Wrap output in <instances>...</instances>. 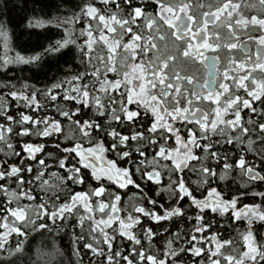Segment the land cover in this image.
<instances>
[{
  "label": "snow or ice",
  "instance_id": "snow-or-ice-1",
  "mask_svg": "<svg viewBox=\"0 0 264 264\" xmlns=\"http://www.w3.org/2000/svg\"><path fill=\"white\" fill-rule=\"evenodd\" d=\"M32 2L15 27L34 39L19 51L5 43L0 72L42 69L50 59L67 71L43 86L0 81V264H25L34 232L67 236L68 264H264V76L233 74L247 61L231 57L219 90L215 79L169 76L176 57L156 55L153 35L163 41L162 29H171L187 41L184 58L216 68L219 57L205 55L221 47L209 42V22L226 13L233 39L251 25L264 46V0L245 5L248 17L234 16L241 4L226 0L200 22L188 0ZM16 7L0 0L5 41ZM51 28L58 38L35 31ZM252 67L264 72V55ZM201 99L216 105L211 113L194 107Z\"/></svg>",
  "mask_w": 264,
  "mask_h": 264
},
{
  "label": "trees",
  "instance_id": "trees-1",
  "mask_svg": "<svg viewBox=\"0 0 264 264\" xmlns=\"http://www.w3.org/2000/svg\"><path fill=\"white\" fill-rule=\"evenodd\" d=\"M13 2L17 5L16 10L11 12V18L13 20V24L8 26L9 36L7 41L3 37H0V56L4 55L5 43H7L9 49H15L16 51L21 50L23 47L29 45V41L34 39V37L30 36V33L33 31L32 29L25 30L23 25L20 27H15V24L18 22L19 17L24 15L23 9L25 8V0H13ZM191 2L194 7L190 9L189 14L194 15L197 18V21L200 22L202 19L201 13L202 11H215L216 7L222 6L226 0H188ZM234 3L241 4V8L237 10L238 13H242L245 17L250 16L253 10L249 7H245L246 4L257 3V0H233ZM56 3H60V0H56ZM197 4H204L205 7L200 9L196 7ZM71 4H62L61 11L63 12L65 9L70 8ZM210 6V7H209ZM34 7L32 0H27V9L29 10L28 15H31V9ZM37 14L40 13V5H35ZM53 14H55V9H52ZM256 12L259 13V6L257 4ZM4 20H8V15H4ZM227 23L226 13L222 14L221 19L217 21L216 24L210 26V34L212 36V41L220 44H224L227 41L226 32L228 29L225 27ZM251 29H258L254 26H249ZM35 31H44L48 35L57 37L59 36V32L56 28L51 29H37ZM163 34L165 35V40H159L158 34L153 33L154 36H157L155 39V43L157 44L158 51L155 52L156 55H159L162 59H167L168 56H175L176 60L169 61V68L166 70L169 76H172L174 72H179L181 76L190 75L193 78H199L203 75V67L200 61L192 62L190 59H186L183 57L182 52L186 47V40L176 41L172 36L171 29H162ZM144 35L147 36L145 32ZM218 35L220 37L219 40H216L215 37ZM127 39V37L125 38ZM11 54V52H9ZM187 69V70H185ZM67 71V66L63 64L62 61L58 62L55 59L46 60L42 69H32L29 71L25 68L23 71L17 68H9L8 72L5 74L0 72V81L4 80H15L17 77L20 78H28L30 82L36 83L37 86H43L53 77H56L59 73ZM109 79H114L113 76H109ZM183 88H189L190 86L186 81L183 82ZM182 88V90H183ZM203 103L204 109L207 112L211 113L212 107L209 104H205V100H200ZM189 127H194V125H188ZM23 139H32L34 143H40L43 141H37L34 138H23ZM51 150V148L47 149ZM79 190V189H78ZM136 191L135 189H129V193ZM161 203H165L164 197L160 198ZM123 203V202H122ZM167 206V205H166ZM0 215H3L0 212ZM145 223H149L147 220ZM162 226H167V222H161ZM115 227V225H113ZM152 227L156 228L157 225L153 224ZM4 231L0 229V232ZM233 239L235 241H239V235L236 232L231 233ZM10 241H15L20 239L19 237L12 235L9 237ZM27 245L29 248V255L26 256L25 264H68L70 260H74L69 252V238L67 236H56L54 233L48 232H34L27 239ZM237 248L240 247V244L237 243ZM60 249L63 252L61 255L60 252H57L56 249ZM3 253H0V261L3 259ZM191 259V258H189ZM85 264H87V257H85Z\"/></svg>",
  "mask_w": 264,
  "mask_h": 264
},
{
  "label": "flooded vegetation",
  "instance_id": "flooded-vegetation-1",
  "mask_svg": "<svg viewBox=\"0 0 264 264\" xmlns=\"http://www.w3.org/2000/svg\"><path fill=\"white\" fill-rule=\"evenodd\" d=\"M216 23L217 21L214 24ZM214 24L209 22L208 38H209L210 43L217 44V42L212 41V36L210 34V26ZM193 30L194 31L196 30L195 27L193 28ZM258 34H259V29H251L248 26L246 29H238L236 31V35L239 36V40H235L233 39L232 34L228 30L226 32L227 41L224 44L235 42L238 45L236 49L228 50L223 47L224 44L218 43L221 45V47L218 49L216 53L205 51V55H208V56L217 55L219 57L218 59L219 63L216 66L217 75L215 77V83H214V87H216L217 90H219L218 89L219 83L223 82L222 73H223L225 66L228 64L230 57L235 58L237 63L241 61H247L246 69L240 70L239 72H236L235 69H233V74L238 76V75L244 74L247 71V72H251L252 76H254L256 79H260L262 76H264V72H261L259 69H253L252 67V63L253 61L256 60L257 56L264 55V46L259 45L255 39H252V37L258 36ZM189 38H190V35H189ZM191 42L193 44H198V43H202V40L197 38V39H192ZM200 63L202 64V67L204 70L203 75L199 78H193V80L194 82L196 80H199L201 83H203L204 81H206L207 69L204 66V61L203 62L200 61ZM229 83L232 85V88L235 89V84H233L231 81H229ZM207 91H208L207 89H204L205 95L207 94ZM233 94H239L242 98L245 97V93L243 92V90H239L238 92H235ZM222 102H223V98H222ZM204 103L211 105L212 109L216 106L211 100H207ZM201 104L203 105L201 101L194 100V107H199V108L204 109V107ZM204 110L207 111L206 109ZM243 115L245 116V119H246L247 116L249 115L247 110H244ZM245 202H249V201L246 200Z\"/></svg>",
  "mask_w": 264,
  "mask_h": 264
},
{
  "label": "water",
  "instance_id": "water-1",
  "mask_svg": "<svg viewBox=\"0 0 264 264\" xmlns=\"http://www.w3.org/2000/svg\"><path fill=\"white\" fill-rule=\"evenodd\" d=\"M183 15V14H181ZM209 56H212V55H209ZM212 61H204V66L205 68L207 69V73H206V80L209 81V82H212L216 75H217V71H216V68H212L210 65H211ZM219 63V60L217 61V65ZM212 87H214V84H212Z\"/></svg>",
  "mask_w": 264,
  "mask_h": 264
},
{
  "label": "rangeland",
  "instance_id": "rangeland-1",
  "mask_svg": "<svg viewBox=\"0 0 264 264\" xmlns=\"http://www.w3.org/2000/svg\"><path fill=\"white\" fill-rule=\"evenodd\" d=\"M235 16V15H234ZM200 51H205V50H203V49H200Z\"/></svg>",
  "mask_w": 264,
  "mask_h": 264
}]
</instances>
